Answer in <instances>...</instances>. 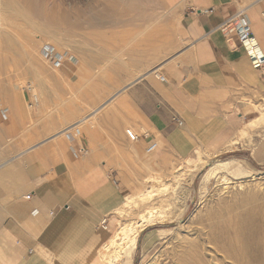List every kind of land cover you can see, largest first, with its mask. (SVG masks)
Wrapping results in <instances>:
<instances>
[{
  "label": "crops",
  "instance_id": "1",
  "mask_svg": "<svg viewBox=\"0 0 264 264\" xmlns=\"http://www.w3.org/2000/svg\"><path fill=\"white\" fill-rule=\"evenodd\" d=\"M164 1L184 15L186 39L174 56L139 76L149 55L112 66L84 54L83 77L94 76L100 64L112 81L84 82L77 91L115 92L90 101L97 107L77 123L39 117L32 146L0 163V264H107L101 252L117 229L114 211L131 193L135 154L157 143L142 160L148 168L150 158L159 165L164 155L220 151L256 117L249 100H261L264 74L239 38L229 39L219 26L243 11L264 51V0ZM126 125L141 135L138 141L131 143ZM78 145L88 152L78 153Z\"/></svg>",
  "mask_w": 264,
  "mask_h": 264
},
{
  "label": "rangeland",
  "instance_id": "2",
  "mask_svg": "<svg viewBox=\"0 0 264 264\" xmlns=\"http://www.w3.org/2000/svg\"><path fill=\"white\" fill-rule=\"evenodd\" d=\"M0 7V98L9 107L7 114H0V163L32 146L39 117L72 124L91 111L90 101H103L115 92L77 91L81 83L100 85L112 78L100 64L94 76L83 77L84 54H96L112 66L149 55V65L140 72L146 73L174 56L186 39L184 15L164 0H0ZM47 43L70 50L78 65L52 68L40 54ZM103 47L108 50L101 51ZM260 99L249 100L248 110L256 111V117L220 151L195 148L164 155L159 165L150 158L149 169L142 160L151 154L134 153L126 197L152 188L161 191L127 209L124 197L114 211L117 229L109 240L149 210L169 217L139 233L132 264H264L260 235L249 233L264 226V94ZM84 105L81 112L77 106ZM206 156L209 163L200 168ZM178 167L184 169L176 177ZM212 167L216 171L207 177ZM145 240L148 250L143 249ZM121 259L122 264L129 260L126 255Z\"/></svg>",
  "mask_w": 264,
  "mask_h": 264
},
{
  "label": "bare ground",
  "instance_id": "3",
  "mask_svg": "<svg viewBox=\"0 0 264 264\" xmlns=\"http://www.w3.org/2000/svg\"><path fill=\"white\" fill-rule=\"evenodd\" d=\"M131 3V2H130ZM1 8V7H0ZM8 35V33H6ZM43 35H45L44 33H42ZM48 36H51V32L47 31ZM46 36V35H45ZM62 42V41H60ZM160 66V65H158ZM157 69L156 68H152L149 71H154ZM136 71V70H135ZM148 71V72H149ZM147 73V72H146ZM145 73H140L139 76L144 75ZM138 76V75H136ZM118 94V93H117ZM115 97V96H114ZM112 98V97H111ZM114 99V98H113ZM109 102V101H108ZM107 103V102H106ZM108 105V104H107ZM29 107L30 104H29ZM97 107V106H94ZM102 109V108H101ZM97 109H94L93 115L96 113ZM99 113V112H98ZM96 113V114H98ZM89 115V114H88ZM96 116V115H95ZM93 117V116H92ZM87 118V117H86ZM258 119V118H257ZM256 122V121H255ZM77 123V122H76ZM75 124V123H74ZM256 124V123H255ZM253 124V125H255ZM139 132V131H138ZM138 134V133H137ZM242 136L244 137V135L247 134V129H243V132L241 133ZM238 139V138H237ZM131 141V140H130ZM131 142H136V141H131ZM236 142V141H235ZM210 158L209 157H205L204 159H201L200 161V168H203L204 166H206L209 163ZM216 161H214L215 163ZM219 163V162H218ZM222 163V162H221ZM224 163V162H223ZM216 165V163H215ZM182 167H178L176 172L174 174L176 177L181 176L182 174H179L180 171H182ZM173 171V170H172ZM216 171V168L212 167L211 171L209 173V175H207V177L211 176L214 172ZM183 172V171H182ZM192 178V177H191ZM224 178V177H223ZM224 181V180H223ZM225 182V181H224ZM223 182V183H224ZM178 183V182H177ZM243 188V187H242ZM158 191H161L159 189L156 188H152L149 189L147 191H144L142 193H138V194H131L129 196H127L123 202L124 204V208H131L133 205L136 206L137 204L139 205L140 201H146V200H150V198L154 197L156 195V193H158ZM163 191H167L166 188ZM141 203V202H140ZM169 205V204H168ZM168 207V206H166ZM173 207V206H172ZM170 208V207H169ZM185 209V208H184ZM182 210L181 213H183L185 210ZM161 210V208H160ZM169 210V209H168ZM127 211V210H126ZM165 212V210H163ZM119 212V211H118ZM143 214V213H142ZM166 215L168 214L165 213ZM168 216V215H167ZM167 216L163 215L162 213L159 214V209L155 210H149L148 212L144 213L143 215H141L140 220L136 221V222H128L127 224L124 225H120V229H118V231H116V233L114 234V236H112V238L108 241V243L106 244V246L104 247L102 254L103 259L105 260V262L107 264H122L120 263V260H122L121 258L126 255L129 260L127 261L126 264H132V253L134 252L136 245H137V237L139 235V233L141 231H143L147 226L149 225H155L157 223H163L167 218ZM169 217V216H168ZM165 219V220H164ZM168 220V219H167ZM135 221V220H134ZM264 223V222H263ZM250 234H253V236L255 235H260L257 241V244L264 247V226H259V227H253L252 229L249 230ZM221 232V231H220ZM210 239V238H209ZM210 241V240H209ZM219 243V242H218ZM215 244V243H214ZM259 246V247H260ZM216 247V246H215ZM116 248L115 251H113ZM218 249V247H216ZM113 249V250H112ZM260 249V248H259ZM262 250V249H261ZM230 252V251H229ZM256 252V251H255ZM258 252V251H257ZM256 254V253H255ZM258 256V255H257ZM246 257V256H245ZM199 258V257H198ZM243 258V257H242ZM107 260V261H106ZM233 260V259H232ZM202 261V260H200ZM234 262V261H233ZM237 262V261H236ZM197 264V263H196Z\"/></svg>",
  "mask_w": 264,
  "mask_h": 264
},
{
  "label": "built area",
  "instance_id": "4",
  "mask_svg": "<svg viewBox=\"0 0 264 264\" xmlns=\"http://www.w3.org/2000/svg\"><path fill=\"white\" fill-rule=\"evenodd\" d=\"M219 29L227 33L229 39L232 38V35H236L248 52L253 65L264 74V51L254 39L251 23L245 13L239 11L231 18L226 19L219 26ZM40 52L54 69H61L64 67L70 69L78 65L77 58L70 50H59L56 46L47 43L41 48ZM8 112V105L0 98V114L5 115ZM174 121L179 125L183 124V121L179 117H175ZM125 134L131 141H138L141 136L131 127L125 129ZM156 147L157 143L152 142L147 148V153H151ZM75 148L78 153L81 154H86L88 152V149L82 145H78ZM28 198H30V196H28Z\"/></svg>",
  "mask_w": 264,
  "mask_h": 264
}]
</instances>
